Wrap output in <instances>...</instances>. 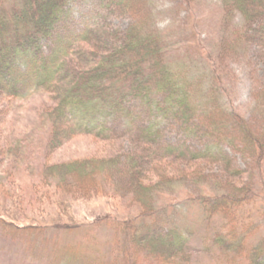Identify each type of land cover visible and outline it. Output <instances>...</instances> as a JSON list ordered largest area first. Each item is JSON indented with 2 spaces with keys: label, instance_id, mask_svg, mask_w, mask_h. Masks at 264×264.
<instances>
[{
  "label": "trees",
  "instance_id": "obj_1",
  "mask_svg": "<svg viewBox=\"0 0 264 264\" xmlns=\"http://www.w3.org/2000/svg\"><path fill=\"white\" fill-rule=\"evenodd\" d=\"M182 1L193 6L198 0ZM74 2L0 0V140L7 131L12 135L0 143V166L10 161L4 176L9 183L0 187V240L25 246L29 256L21 264H46L45 257L57 249L68 254L75 241L76 247L79 244L77 235L74 242L68 241L63 231L46 235L51 225L19 223L2 196L21 193L25 211L28 201L44 205L53 191L86 200L110 195L115 184L117 191L118 186L124 188L130 204L142 207L143 220L134 217L115 226L113 244L121 246L122 254L116 253L123 261L105 258L101 264H193L201 259L207 264H264V87L258 97L261 126L235 99L231 107L241 145L253 153L255 163L238 164L229 150L216 144L200 147L188 140L163 139L165 121L189 130L204 110L199 92L170 58L169 30L161 27L157 15L149 16L144 0H99L102 10H94L73 29L68 17ZM220 4L222 35L218 54L212 55V91L229 92L223 68L249 47L264 54V0ZM116 15L143 18L126 28L113 22ZM42 90L53 102L41 109L40 124L47 133L39 146L38 136H17L14 128L18 100ZM139 100L159 115L131 137L114 126L110 116ZM81 135L112 142L114 151L52 161L57 150ZM217 168L225 179L205 188ZM27 171L41 176L34 179L30 196L24 186L30 179L20 176ZM121 175L125 181L118 183ZM192 184L201 187L199 194H188ZM168 193L179 195L165 204ZM173 205L184 215L183 222L170 229L159 228L158 220L150 222ZM196 207L201 217L192 223ZM74 227L64 230L76 232ZM38 234L51 246L48 257L36 251Z\"/></svg>",
  "mask_w": 264,
  "mask_h": 264
},
{
  "label": "rangeland",
  "instance_id": "obj_2",
  "mask_svg": "<svg viewBox=\"0 0 264 264\" xmlns=\"http://www.w3.org/2000/svg\"><path fill=\"white\" fill-rule=\"evenodd\" d=\"M99 0H75L70 17H68L69 27L75 29L81 26L87 17H91L94 10H102ZM150 6L149 16H155L161 21V27L168 29L171 43L170 58L181 70L184 77L188 78L195 90L199 92L203 112L192 129H186L179 122L167 120L163 124V139L169 141L188 140L190 143L204 147L208 144L223 146L229 150L238 164L247 165L249 161L255 163L253 153L244 149L241 145V135L235 127L231 116L232 102L235 99L239 108L257 125H262V117L259 112V93L264 87V54L255 48L249 47L243 50L242 54L237 56L234 61L224 67L227 74L229 92L219 89L212 91L213 86V57L218 54V44L222 35V15L220 0H198L193 6H189L182 0H144ZM138 16H113L112 20L117 26L130 27ZM68 27V26H67ZM264 53V48L262 49ZM223 66V65H222ZM47 102H53L52 96L43 90L32 94L25 100H18L17 126L14 131L17 136L29 133L32 136L39 137L36 142L43 146L47 128L40 124L41 109ZM159 115V114H158ZM153 112L152 106L143 100L129 104L126 109L110 116L111 123L118 129L128 132L134 137L148 123L154 121L158 116ZM9 131L1 136L0 143L3 144L9 140ZM116 144L106 142L97 136L81 135L75 140L64 145L57 150L51 159L53 162H60L72 158L86 155H109L114 151ZM130 145V140L128 142ZM9 162L5 161L0 166V187L8 184L5 182L6 169L9 168ZM42 160L36 161V167L41 166ZM40 169V167H38ZM221 168H217L211 181L204 185L209 188L218 181L225 179ZM25 173V172H24ZM18 176V175H17ZM30 179V184H24L25 193L29 196L33 193V182L41 176H33L32 172H26L24 175ZM33 179V180H32ZM35 179V180H34ZM32 181V183H31ZM125 181L121 175L118 183ZM8 186V185H7ZM111 194H99L92 199L74 200L64 193H55L53 197L44 205H32L27 202L26 210H22L21 193L17 196L9 195L8 198L2 196L5 206L11 210V218L21 224L42 223L51 225L52 228L46 234L61 235L68 241H75V235L79 244H73L74 251L68 254L56 250L50 258L45 257V263L53 259V264H101L107 259H118L123 261L122 249L113 244V238L116 235V228L119 223L127 219L141 218L142 207L138 204H130L125 198L124 188L122 186L112 185ZM188 194L200 193L199 185L188 187ZM3 190L0 189V193ZM4 193V192H3ZM177 193H168L163 203L174 202L178 197ZM188 203H184L187 206ZM162 205V204H161ZM187 211L190 207L187 206ZM193 211V207H191ZM200 208L196 207L192 223H197L195 218L201 216ZM105 218V219H103ZM169 219H171L169 221ZM184 215L180 214L178 208L170 206L166 211L156 218H150V222L157 221L159 228L170 229L175 222H183ZM125 223V222H124ZM191 223V222H189ZM67 226H76L75 231L64 230ZM158 226H156L157 228ZM75 228V227H74ZM75 228V229H76ZM63 231V232H62ZM39 232V231H38ZM80 233L79 235L77 233ZM42 235V234H41ZM43 236V235H42ZM53 236V235H52ZM36 251L50 256L51 246L41 241L38 234ZM15 244L8 240H0V264H21L29 254L26 253L24 245ZM68 248V247H66ZM117 248V249H116ZM117 252V253H116ZM31 257V256H30ZM198 258V257H197ZM200 260V259H198ZM206 259L193 264H207ZM28 264H39L28 262Z\"/></svg>",
  "mask_w": 264,
  "mask_h": 264
}]
</instances>
